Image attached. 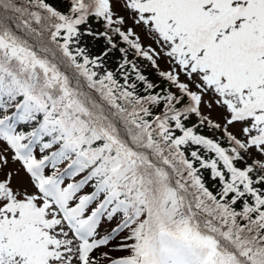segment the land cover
I'll list each match as a JSON object with an SVG mask.
<instances>
[{
  "label": "snow or ice",
  "instance_id": "1",
  "mask_svg": "<svg viewBox=\"0 0 264 264\" xmlns=\"http://www.w3.org/2000/svg\"><path fill=\"white\" fill-rule=\"evenodd\" d=\"M0 264H264V0H0Z\"/></svg>",
  "mask_w": 264,
  "mask_h": 264
},
{
  "label": "rangeland",
  "instance_id": "2",
  "mask_svg": "<svg viewBox=\"0 0 264 264\" xmlns=\"http://www.w3.org/2000/svg\"><path fill=\"white\" fill-rule=\"evenodd\" d=\"M8 155L11 156V152H9ZM9 167L17 168V167H19V165H13V164L10 163Z\"/></svg>",
  "mask_w": 264,
  "mask_h": 264
}]
</instances>
